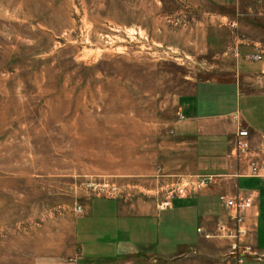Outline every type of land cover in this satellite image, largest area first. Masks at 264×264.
<instances>
[{
	"label": "rangeland",
	"instance_id": "rangeland-1",
	"mask_svg": "<svg viewBox=\"0 0 264 264\" xmlns=\"http://www.w3.org/2000/svg\"><path fill=\"white\" fill-rule=\"evenodd\" d=\"M233 36L264 43V0H0V264H72L93 197L145 211L201 189L172 122L199 80L224 78L206 69ZM222 235L243 252L246 234L237 249Z\"/></svg>",
	"mask_w": 264,
	"mask_h": 264
},
{
	"label": "crops",
	"instance_id": "crops-1",
	"mask_svg": "<svg viewBox=\"0 0 264 264\" xmlns=\"http://www.w3.org/2000/svg\"><path fill=\"white\" fill-rule=\"evenodd\" d=\"M228 24L237 27L236 21ZM218 31L213 24L207 26L206 49L213 47ZM232 39L228 37L224 52L230 53L231 61L206 69V76L224 78L199 80L182 95L178 111L184 118L175 119L171 127L178 149H190L194 160L190 171L213 178L186 197L174 198L167 207L145 211H134L133 205H123L115 197H93L86 204V215L75 218L73 250L67 257L79 255V264H264V254L261 258L245 255L238 262L230 253L229 240L215 236L216 224L226 218L219 195L252 192L255 197L245 212L242 246L264 253V180L236 177L235 165L226 157L238 126L247 128L253 141L264 134V43L258 37ZM257 54L259 59L250 58ZM114 249L117 254L111 258L89 254ZM90 257L102 261H86Z\"/></svg>",
	"mask_w": 264,
	"mask_h": 264
},
{
	"label": "built area",
	"instance_id": "built-area-1",
	"mask_svg": "<svg viewBox=\"0 0 264 264\" xmlns=\"http://www.w3.org/2000/svg\"><path fill=\"white\" fill-rule=\"evenodd\" d=\"M250 58L259 59L260 56L252 55ZM179 116L182 118L180 114ZM226 157L232 164L234 163L235 169L233 175L236 177L245 176L264 180V134L260 135L256 141H253L249 131L238 126L233 137H231L229 141V151ZM195 178L196 180L193 181L192 184L202 187L209 183L213 175H196ZM183 185L184 186H179V188L176 189L179 197L185 196L183 195V191L185 190L183 187L187 186V184L185 183ZM254 197L252 192L246 193L243 197L240 196V194L230 196L226 194L219 195L221 205L225 210V214L228 216V222L219 223L216 229L223 234L222 236H226L225 233L228 234L226 237H229L228 239L233 242L232 249H237L239 245L241 246L239 242L240 237L247 232L244 219L239 215V208L245 205L248 206L251 202L253 204ZM230 220L236 222L235 226L230 224ZM236 232L240 234L239 238L233 235V233ZM247 253L251 256H257L258 258L263 256V254H258L257 252H250L249 247L245 246L243 252L238 249L236 260L241 262ZM76 261V259H72V264H75Z\"/></svg>",
	"mask_w": 264,
	"mask_h": 264
}]
</instances>
